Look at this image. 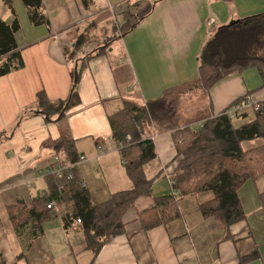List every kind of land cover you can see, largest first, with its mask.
Segmentation results:
<instances>
[{
	"label": "crops",
	"instance_id": "1",
	"mask_svg": "<svg viewBox=\"0 0 264 264\" xmlns=\"http://www.w3.org/2000/svg\"><path fill=\"white\" fill-rule=\"evenodd\" d=\"M41 2L48 23L34 26L21 0H0V21L19 22L14 39L24 63L0 77V264H264V171L238 190L242 216L233 223L202 215L201 205L214 199L205 191L183 196L175 218L149 229L142 226L140 212L171 195L170 179L183 158L170 132L155 127L144 134L152 140L155 158L142 167L152 194L135 200L122 215L124 231L96 253L78 228L84 241L70 243L68 237L75 234L56 206L43 210L40 223L27 217L49 192L48 171L60 155L43 144L62 135L74 141L75 153L82 157L78 174L93 205L131 190L108 118L124 102L144 105L198 80L205 43L219 27L264 12V0ZM73 91L78 102L63 116L35 112L38 93L57 102ZM240 98L264 101V67L183 96L178 129H197ZM250 112L241 111L247 117L234 125L249 122ZM259 144L249 142L244 148Z\"/></svg>",
	"mask_w": 264,
	"mask_h": 264
},
{
	"label": "trees",
	"instance_id": "2",
	"mask_svg": "<svg viewBox=\"0 0 264 264\" xmlns=\"http://www.w3.org/2000/svg\"><path fill=\"white\" fill-rule=\"evenodd\" d=\"M21 1L32 25L48 23L41 0ZM19 29L17 19L10 24L0 21V77L24 67L14 39ZM198 62V80L171 89L144 105L124 102L123 109L108 118L120 145L131 190L113 195L102 205H93L75 166L80 157L75 153L74 141L62 135L57 140L45 141L43 147L53 148L60 154L52 168L58 164L66 169L60 179L54 175L48 177L49 192L35 202L27 217L33 216L40 223L44 219L43 210L52 203L59 209L66 228L69 223L80 220L78 230L85 236L87 248L96 253L108 239L124 231L122 215L135 200L152 194L151 182L145 178L142 167L155 158L152 140L144 135L147 129L155 127L170 132L177 154L183 158L170 179L173 182L171 195L157 199L152 208L140 212L142 226L149 229L170 217L175 218L183 196L205 191L211 192L214 199L201 205L203 216L216 215L226 224L239 220L242 212L238 190L264 171V101L260 102L261 110L253 111V117L243 125L235 126L234 120L242 116L246 119V114L239 112L230 116L227 113L236 104L246 101L240 98L193 130L189 125L178 129L177 107L183 96L196 89L209 91L235 73L264 67V12L219 27L203 46ZM76 84L77 79L73 88ZM76 98L73 91L69 99L51 102L40 92L36 95L35 112L46 118L63 116L78 102ZM258 140L262 144L244 148V144ZM19 226L16 227L19 229Z\"/></svg>",
	"mask_w": 264,
	"mask_h": 264
},
{
	"label": "built area",
	"instance_id": "3",
	"mask_svg": "<svg viewBox=\"0 0 264 264\" xmlns=\"http://www.w3.org/2000/svg\"><path fill=\"white\" fill-rule=\"evenodd\" d=\"M111 8V7H110ZM250 109L254 112H257L259 110H261V104L260 103H257V102H252V101H244L243 103L241 104H236L232 109L231 111L227 112L230 116L234 113H239L241 111H243L244 109ZM127 139H129V137H127ZM56 161H58V158L56 157L55 158ZM82 161V157L79 158L78 162L76 163L75 166H78V163ZM66 169V166L62 167L60 165H55L54 168H52L50 171H48V173H50L51 175H54L55 177L57 178H61L62 175H63V171ZM173 185V182H170V186ZM53 209V204L50 203L46 206V210H51ZM81 224L80 220L77 219L75 220L74 222H71L69 223V229L70 230H75L77 228H79V225Z\"/></svg>",
	"mask_w": 264,
	"mask_h": 264
},
{
	"label": "rangeland",
	"instance_id": "4",
	"mask_svg": "<svg viewBox=\"0 0 264 264\" xmlns=\"http://www.w3.org/2000/svg\"><path fill=\"white\" fill-rule=\"evenodd\" d=\"M117 59H115V61H116ZM123 66H119V68H122ZM253 117V112H250V114H249V118L248 119H251ZM234 121H236V120H234ZM195 128H197V126L195 127ZM247 144V143H246ZM245 144V145H246ZM203 196H198V199H200V198H202ZM68 227H69V224H68ZM71 232H74V233H72V234H75V235H70L69 237H68V240L70 241V239H75L76 240V238H78V240L80 241V239H81V241H84L83 240V235L81 234V233H76L77 231H75V230H70ZM75 240H73V242L75 241ZM70 243H71V241H70ZM74 246L75 247H77L78 246V242H74Z\"/></svg>",
	"mask_w": 264,
	"mask_h": 264
},
{
	"label": "water",
	"instance_id": "5",
	"mask_svg": "<svg viewBox=\"0 0 264 264\" xmlns=\"http://www.w3.org/2000/svg\"><path fill=\"white\" fill-rule=\"evenodd\" d=\"M232 24V22H230L228 25Z\"/></svg>",
	"mask_w": 264,
	"mask_h": 264
}]
</instances>
